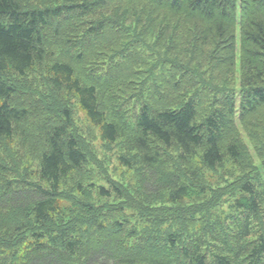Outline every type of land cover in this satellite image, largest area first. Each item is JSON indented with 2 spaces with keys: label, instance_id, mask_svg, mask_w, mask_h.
Here are the masks:
<instances>
[{
  "label": "trees",
  "instance_id": "16d2710c",
  "mask_svg": "<svg viewBox=\"0 0 264 264\" xmlns=\"http://www.w3.org/2000/svg\"><path fill=\"white\" fill-rule=\"evenodd\" d=\"M112 8H117L113 13L117 14L115 24L111 17L96 21L94 16ZM158 13L164 14L166 26L177 19L194 21L200 30L202 44L217 43L218 67L230 75L236 72L240 51L239 80L244 98L239 114L245 131L255 138L256 123L264 118V113H259L264 110V0H0L1 145L6 140L12 141L15 134L16 138L22 139L23 131L28 134L25 130L34 128V122H30L35 120L34 116L28 115L27 107L9 105L10 100L14 102L16 88L5 77L12 73L25 76L36 66H44L47 55L52 59L55 56L47 51L62 45L67 53L64 57L70 59L69 62L58 59L53 66L47 67L56 95L60 99L64 95L70 98L69 106L60 107L66 123L43 134V147L44 139L31 135L38 148H43L41 152L38 150L41 156L38 180L45 182L47 187L10 178L0 183V264H264V184L259 185L254 171L242 175L243 171L252 168V157L236 125V95L221 93L216 102L211 101L210 107H204L202 102L214 94L210 90L184 96L176 108L145 104L135 122L130 123L125 113L117 108L116 91L123 84L129 85L144 71L134 72L130 65L117 63L128 50L114 53L109 58L114 65L108 69L105 66L101 73L89 69L84 78L80 76L84 57L90 53L89 47L103 44L108 32H111L112 40L121 41L116 29L133 27L126 22L138 23L137 15L145 17V21L140 20L144 23ZM154 20L158 18L154 17ZM239 21L241 43L238 51L236 28ZM127 39L124 35L123 40ZM89 43L92 44L89 46ZM117 48L114 51H118ZM133 48L130 55H125L127 63L139 61L141 64L138 65L145 67V71L165 82L173 80L177 72L181 73L180 70L159 76L150 67L148 59ZM72 99L90 123L101 131L104 142L115 144L124 140L122 143L126 148H120L125 154L120 156V162L136 169L142 177L149 175L152 185H163L164 192H168V203L198 201L207 196V187H201L202 182L190 185L171 175L167 155L174 154L173 149L183 163L198 158L202 167L210 172H228L229 176L239 172L232 185L233 191L239 190L242 194L233 202L237 208L236 216L230 222L217 218L214 229L207 230V226H203L209 234L218 231L219 223L221 230L225 228L231 233L230 243L220 240L221 244H218L212 240L213 252L209 256L204 251L208 243L199 233L190 236L188 231L177 240V235L172 232L154 235L152 230H146L143 238L147 241L143 244L142 239H133L136 228H132L131 223L114 218L95 220L103 215L105 210L102 208L86 212L84 204L77 200L75 203L70 201L71 207L64 205L65 194L60 190L67 187L66 180L74 175V178L88 177L87 152L81 141L69 133ZM109 101L116 103V109L107 106ZM202 108L210 111L201 115ZM254 143L258 149L260 147L261 151H257L264 158V139L258 138ZM164 147L170 149L165 154ZM227 160L231 164L226 168ZM225 168L227 172L223 171ZM15 172L16 166L6 159L0 160L1 177L14 176ZM195 174L193 181L198 178ZM220 177L227 176L222 174ZM99 189L100 197H110L111 193L105 191V187ZM75 191L85 196L86 189L82 184L76 186ZM66 197L71 198V193ZM155 236L160 237L155 239ZM160 238L167 249L161 245ZM27 239L29 242L23 247L21 244ZM135 240L139 242L134 243ZM170 250L175 252L174 256Z\"/></svg>",
  "mask_w": 264,
  "mask_h": 264
},
{
  "label": "rangeland",
  "instance_id": "374dc122",
  "mask_svg": "<svg viewBox=\"0 0 264 264\" xmlns=\"http://www.w3.org/2000/svg\"><path fill=\"white\" fill-rule=\"evenodd\" d=\"M120 4L123 3L120 2ZM116 10L117 8L109 9L103 13H99L94 18L98 21L111 17L112 23L115 24L117 14L113 13ZM154 17H157L158 20L153 21ZM163 17H165L164 14L158 13L148 21L140 23L141 19L146 20L145 17L143 15L135 16V20L138 23H132L130 20L126 22L130 27H133H126L129 28L127 30L116 29L121 36V41L118 42L112 40L110 38L111 32H108L110 34L104 38L103 44L89 47L90 53L84 57L80 76L84 78V74L89 69L101 73L105 66L107 69L108 66L112 67L114 62H111L109 58L114 53L128 50L125 52V55H130L129 51L130 49H134L133 47H135L140 56L148 59L150 67H153V70L159 76L170 75L181 70V73L177 72L175 74L176 77L173 80H167L165 82L151 72L145 71V67L138 65L141 64L139 61L134 64L127 63L125 55L122 60L117 61V63H121L123 66L130 65L131 70L134 72L136 70L144 71L136 75L129 85L125 86L123 84L116 91L117 99L114 100L118 105L116 106L125 113L126 119L130 123L135 122L134 119L145 104H149L150 107L162 108L166 106L176 108L184 96L191 97L192 95H199V93L205 90H210L214 94L202 101L204 107H210L211 101L216 102L217 98L221 97L217 96L221 93L227 92L229 95H236V125L252 157V168L250 167L251 169L249 171H243L242 175H248L254 171L253 175L259 181V185L264 184V158L258 153V151H261L260 147L258 149L254 143L258 138L264 139V118L256 123L257 134L255 138H252L245 131L239 114L244 98V93L242 94L243 88L239 80L240 21L236 28V45L239 51L237 66L234 69L236 72L230 75L228 71H222L218 67L215 56L217 43L202 44V41L199 39L200 30L194 21L177 19L171 25L166 26ZM163 33L169 34L163 35ZM124 35L128 36L127 40H123ZM164 36L167 37L166 40ZM91 44L89 43V46ZM116 46L118 47V51H114ZM54 51H47L49 54L53 53V56H55L52 59L47 55L44 66H36L26 72L25 76L12 73L13 75H10V77L9 75L5 77V80L13 84L16 88V93L12 98L14 102L10 100V103L7 100L10 103L9 105L16 108L27 107L29 111L28 115L34 116L35 120L33 119L30 122L31 124L34 122V128L24 129L29 133L27 134L23 131L24 136L22 139L16 138L17 134H15L12 141L5 139L6 142L2 143L3 147L0 144V160H8L17 169L14 176H0V183L10 178L21 179L29 183H34V185L40 184L42 187H47L45 182L38 180V172L41 167V156L38 150L41 152L45 144L43 134L66 123L60 107L63 105L69 106L70 99L68 95H64L63 99H60L50 84L51 78L48 71L49 68L47 67L53 66L58 59L67 62L70 61L68 56L64 57L67 53L63 45L62 47L54 48ZM232 77L234 79L228 81ZM31 87L34 91H32ZM153 98L163 100L164 102H154ZM70 103L72 114L70 116L69 133L81 141L82 148L87 152L88 162L85 168L87 167L88 177L85 179L80 176L74 178L76 176L74 175L66 180L67 187L63 186L60 190L65 194L62 198L64 205L71 207L73 206L72 203H75L77 200L84 204L86 212L94 208H102L105 210L103 215L95 217V220L102 221L107 218H114L118 221L129 222L133 226L132 228H136L134 230L136 236L133 239H142L143 244L147 241L143 238L146 230H152L154 235L156 232L158 234L172 232L177 235V240L179 239V235L184 237L188 231H190V236L199 233L205 239L206 243H208L204 251L209 256L213 252L214 245L210 244L212 240L218 244H221L220 240H227L230 243L229 238L231 239V233H228L225 228L221 230L219 223L218 231H211L209 234L206 233L203 226L205 224L208 228L207 230L214 229L216 228L214 224L217 218L221 217L223 220L230 222L236 216L237 208L235 205L233 206V202L235 197H239L242 194L239 190L233 191L234 187L232 186L235 183V176L239 175V172L236 175L229 176V173L226 171L231 161L228 162L227 160L225 163L226 168L223 171H226L227 174L219 171H217L219 173L210 172L202 167L201 159L195 158L194 161L181 162L179 154L173 149L172 152L174 154H166L169 158L167 160V168L172 173L171 175L176 176L180 181H185L190 185L195 183L200 184L202 182L201 187H207V196L198 201L186 200L184 203H168V192H164L163 185L159 183H156L157 185L153 183L154 185H152L149 175H143L142 177L136 169L124 166V163L120 162V156L125 154L120 148H126L124 143H122L124 140H120L115 144L104 142L101 138V131L90 123L85 113L80 110L76 101L72 99ZM116 103L109 101L107 106L116 109L114 107ZM209 111L208 109L202 108L201 115L203 112L206 114ZM263 111L261 109L259 113H264ZM31 135L34 138L44 139L42 147L38 148V143ZM169 150L165 147L162 148L163 154ZM164 162L166 161L164 160ZM194 172L196 173L195 176H198V178L195 177V181L192 180ZM222 174L227 177L221 178L220 175ZM79 184H82L86 189L85 196L75 191V187ZM100 186L105 187V191L111 193L109 198L99 196ZM158 186L161 187L158 192H155ZM112 187L118 189L115 190ZM87 188L92 189L87 190ZM70 193L71 198L66 197V194ZM71 200H73L72 203L70 202ZM127 207L130 209L126 210ZM156 215L161 216L155 218ZM8 221L12 222L11 219H8ZM138 232L140 233L139 237ZM219 236L220 239L217 240ZM158 237L160 236H155L154 238L156 239ZM161 239L163 238H160L161 245L167 249V246L165 243H162ZM93 240L96 241L94 236ZM28 242L29 239L25 240L21 245L24 247ZM135 242L139 241L135 240ZM169 252L172 253V256L175 255L174 251L170 250Z\"/></svg>",
  "mask_w": 264,
  "mask_h": 264
}]
</instances>
